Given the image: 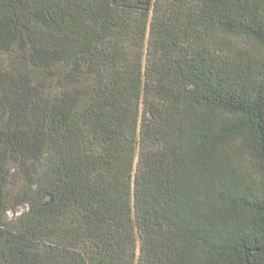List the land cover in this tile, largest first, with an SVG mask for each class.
I'll use <instances>...</instances> for the list:
<instances>
[{"label":"trees","instance_id":"1","mask_svg":"<svg viewBox=\"0 0 264 264\" xmlns=\"http://www.w3.org/2000/svg\"><path fill=\"white\" fill-rule=\"evenodd\" d=\"M5 57L0 264H264V0H0Z\"/></svg>","mask_w":264,"mask_h":264},{"label":"rangeland","instance_id":"2","mask_svg":"<svg viewBox=\"0 0 264 264\" xmlns=\"http://www.w3.org/2000/svg\"><path fill=\"white\" fill-rule=\"evenodd\" d=\"M17 62H18L17 57H5L2 59V62L0 64L2 66L4 65L6 67H10V66L17 64ZM25 211H26V207L22 206V207L18 208V212L15 214H13L12 212H9L7 215V221L13 223L15 221V219H17V217H19Z\"/></svg>","mask_w":264,"mask_h":264}]
</instances>
